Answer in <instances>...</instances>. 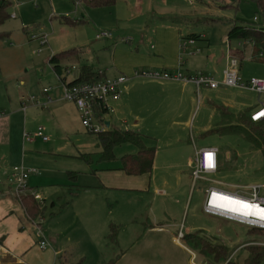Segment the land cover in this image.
I'll return each mask as SVG.
<instances>
[{"label":"rangeland","instance_id":"1","mask_svg":"<svg viewBox=\"0 0 264 264\" xmlns=\"http://www.w3.org/2000/svg\"><path fill=\"white\" fill-rule=\"evenodd\" d=\"M11 1L13 7L10 14L16 18L10 17L0 26V35L10 34L4 39L0 37V110H9L7 106L17 105L24 96L37 97L44 88H49V95L53 98L61 95L62 84L47 63L48 57L50 58L52 54L79 46L82 57L75 63L96 66L97 61L103 63L108 60V55L104 52L106 46L103 45L112 48L111 45L123 43L121 39L127 37L133 38L135 40L133 42H140L141 35H152L151 27L161 20L148 16V25L145 26L143 16L136 19L138 17L134 2L128 0L127 6L121 2L118 5L123 6V14L117 16L120 28L110 30L111 38L99 39L96 34L101 30H109L107 24L116 21L115 16L102 12L105 11L103 9L90 8L71 0ZM144 1L146 5L143 4V7L146 8L149 0ZM150 1L154 4L152 5L154 10L174 11L175 17L176 15L186 17L175 22L182 35L195 33L204 36V39L199 41V50L203 51L205 57L207 55L210 58L204 57L197 64L206 65L205 71L217 69L225 63V59L230 58L229 50L238 49L242 54L240 68L242 81L247 82L253 77L264 78V57L263 59L252 57V41L233 39L229 40V44L222 40L234 22L255 28L264 27V9L260 11L255 1L192 0L191 3L187 0ZM262 1L264 7V0ZM127 9L131 16L124 18ZM82 18L87 23L77 28L67 24ZM188 18L196 23L187 25L185 20ZM33 35H43L46 42L41 45L38 39H31ZM120 43L119 49L123 47ZM261 51L264 52V49ZM70 64H68L70 72L62 73V77L67 81L76 73L73 66L76 64ZM120 97L123 99L124 108L118 110L117 107L116 115L108 113L106 119L111 121L112 127L123 128L127 124L130 129L137 130L142 135L144 143L154 146L156 150L149 190L144 193L137 190L98 189V179L94 175L95 171L102 167L117 165L122 155L135 153L134 145H117L114 148L116 158L101 161L96 135L87 131L80 119L70 122L69 118L64 116L63 119L60 116L53 117L50 108L46 109L50 104L45 110L31 109L26 119L24 113L16 117L14 122L16 128L21 130L26 128L25 131L35 135L38 127H42L44 136L48 138L46 143L36 139L31 147L28 146L25 154L28 158L25 157L24 161L37 166L35 168L40 170V174L31 177V183L33 187L37 186L42 197L46 198L43 226L50 228L58 225L59 229L65 227L75 231V226L81 223L90 225L94 219L93 215L98 216L96 224H93L92 233L100 246L101 263L111 257L109 255L111 244L106 237V222L119 218L125 222L129 216L133 217L135 227L133 237H139L144 228L143 224L147 221L157 222L159 218L165 223L171 221L170 223L175 225L176 222V228L179 230L181 226L184 233L203 229L213 236L214 240L227 244L231 249L228 258H233L239 263L243 262L246 255V245L251 243L264 245V230H252V227L246 224L225 221L216 216L206 215L202 211L205 197V194L202 196L203 190L210 186L230 189L231 186H259V194L264 196V149L253 146L248 138L252 130L250 131L238 118L245 107H254L259 102L264 103V94L258 95L249 89L235 87L218 90L200 89L199 93L193 94L194 99L191 101L186 99L188 101L180 109H173L176 105L165 107L152 101L145 91L137 95L132 93L125 97V100ZM67 111L71 112V108ZM119 118L126 120L127 123H122ZM227 126L232 127L224 128ZM219 128L224 129L217 132L216 129ZM212 147L219 150L222 169L216 175L205 174L203 179H194L192 173L195 168L196 152ZM19 151V157L6 158L5 167L11 164L12 159L18 158L20 159L18 163H21L24 156L21 145ZM4 155L7 153L3 152L1 157ZM84 156H89V162L82 159ZM7 170L9 171V168ZM68 170L77 173L76 181L71 182L76 187L70 189V192H77V195L66 192ZM6 182L1 186L11 192V181ZM56 185L62 186L58 191H63V196H59ZM70 197L73 198L72 202H69ZM51 201L55 204L51 205ZM34 219L35 217H31V220ZM26 220L24 218L23 222L26 223ZM218 227H221L220 232L217 231ZM171 228L176 229L173 226ZM179 240L180 244L187 248L188 252H184L189 262L192 257L191 251L195 252L197 261L212 262L210 255L201 254L199 249L185 238L179 237ZM177 248L176 246L172 250L183 251ZM170 249L168 245L164 246L162 257H167ZM129 254L117 264H161L153 258L145 256L138 258L134 254ZM181 254L182 260L179 264H187L183 253ZM74 259L75 257H72L69 261L74 262ZM258 264H264V259Z\"/></svg>","mask_w":264,"mask_h":264},{"label":"crops","instance_id":"2","mask_svg":"<svg viewBox=\"0 0 264 264\" xmlns=\"http://www.w3.org/2000/svg\"><path fill=\"white\" fill-rule=\"evenodd\" d=\"M72 1V0H71ZM134 3V7L136 8V14L139 19L141 16H143V24L146 26L148 25V16H152L153 18L161 19L158 23H155L151 27V33L152 35H141L140 42H133V38L127 37L122 38L121 40L124 41L123 43H120L123 47L119 49L118 43H115L112 48H107V45L104 47V52L108 55V60L104 61L103 63H100L97 61L96 66H91L89 64H82L79 65V63H75L76 60H78L82 57V51L80 50L79 46H72L66 49L70 48H77L78 53L77 56L72 58L71 60H68L67 65L69 63L76 64L73 65L74 69L76 71L75 75L71 80L77 77L79 74L80 68L82 66H89L94 71H102L104 77H114L118 74H124L129 77L128 81L126 82L125 86L123 87L122 97L125 100V97L128 95L134 93L137 95L138 93H142V91H145L150 95V99L152 101H155L165 107H170V105H176L173 106V109H180L182 105L186 103L188 100H192L194 93H199L200 89L203 90H218L220 88H225L227 86H219L215 89H210L207 87H200L199 89L196 88V86L193 83H184L181 81H174V80H150V79H141L139 77H133V72L137 69H155V70H170V71H180L185 74H195L198 72H201L203 74H208L214 77H221L222 73L225 69V67L228 64V59H225V63L217 69L210 70L209 72L205 71L207 68L206 65H200L197 64V62L205 57V54L203 51H200V40L204 39V36L200 35V39L194 41L191 44L187 45V48L185 51H182L181 43L183 40V37L186 35H182L181 29L177 26L175 22H178L181 19H184L186 17L175 15L174 11H168L165 10H159L155 9L152 5V1L149 0L147 3V7H143V4L146 5V1L144 0H132ZM78 3L85 4L81 1H76ZM125 3L126 6L128 5V0H117L115 4L111 6L106 7H98V9H103L105 11H102L109 16H115L116 21L107 24V29L110 31L111 29H119L120 23L118 24L117 16H122V5H118L120 3ZM164 2V1H161ZM191 3V2H190ZM88 6L87 4H85ZM117 6V8H116ZM165 6V5H161ZM13 7V6H12ZM11 7V8H12ZM90 8H94L91 6H88ZM111 8V9H110ZM115 12V13H114ZM160 14V15H159ZM126 16H131L128 13L124 15V18ZM11 17L13 15L11 14ZM13 18H16L14 16ZM69 18V17H68ZM71 19V18H70ZM165 19V20H164ZM169 19V20H166ZM188 24L196 23L192 19H186L185 20ZM66 22V21H65ZM75 22V23H74ZM74 24L67 23L69 25L74 26L75 28L87 23L83 18L76 21L73 20ZM147 29H149L147 27ZM10 34H1L0 37L2 39L9 37ZM128 36V35H126ZM186 39V38H185ZM223 42L229 43V40L227 39L226 35L223 37ZM126 42V43H125ZM128 42V43H127ZM125 43V44H124ZM63 49V50H66ZM61 50V51H63ZM229 57H236L240 61L239 66V75H240V68H241V52L238 51V49H234V51L229 50ZM55 54V53H54ZM53 55V54H52ZM252 57L253 56V49H252ZM263 59L264 53L262 56H256ZM206 59H209L206 55ZM49 57L47 59V63L49 65V68L52 70V72L57 76L59 82L61 81V78L54 72L52 66L48 62ZM70 64V65H71ZM69 66V65H68ZM68 79V78H67ZM69 80V79H68ZM69 80V81H71ZM236 88V87H235ZM240 89V88H239ZM149 91L151 93H149ZM250 91V90H249ZM264 94V93H263ZM261 95V94H259ZM31 96H24L22 97L17 105L11 104L8 107L9 110H0V264H68L72 260V257H75L74 261H76L79 258H83L84 262L87 264H103L101 263L102 257H101V250L99 243L95 241L94 233H92V230L94 229L93 224H96V219L98 216L92 219V224L86 225V223H81L77 226H75V231H71V229L67 228H58V225H55L53 227H44V212L42 215L38 216L34 220H31V218L28 217L27 212L23 205L21 204L20 200L18 199L16 193H15V182L13 181V167L16 165H25L26 167H32L35 168L37 166L32 164L25 163V154L27 153L28 146L31 147L36 139L41 140L42 142L46 143V141L42 140L40 137L31 134V140H27L24 138V133L27 132L24 130H21L20 128L15 127V119L16 117H19L20 113H24L25 119L31 109L36 110H45V108H38L35 106L31 100L29 99ZM28 98L26 100L27 103V109L23 110L22 108V99ZM40 99H44L42 93L40 92L39 96ZM188 99V100H186ZM123 100V99H122ZM121 97L116 100V104L113 102V115L117 113V107L123 109L124 106L122 103ZM64 102V103H63ZM117 105V106H116ZM251 107V108H250ZM260 107H264V103L259 102L257 105L253 106H247L244 108L243 111L249 110L247 116L249 117L251 113L255 112ZM50 108V114L51 116H60L61 119H63V116L66 118H69L70 122H74L75 120L79 121V113L76 110V107L73 103H70L68 101H64L61 98V95L59 97H54L53 102L47 107L46 109ZM71 108V112L68 113L67 109L69 110ZM169 110V109H167ZM241 110L240 113L243 112ZM43 113V112H41ZM68 113V117L66 114ZM112 114V113H111ZM59 120V119H58ZM122 123L126 124V120L120 119ZM27 123V120H25ZM62 121V120H61ZM110 123V120H106ZM241 122V121H240ZM127 125V124H126ZM118 127L121 129H130L128 126ZM48 129V128H47ZM20 145L22 146V151L24 149V155L22 157L21 163H18V158L12 159L11 164L9 166L5 167V161L6 158L10 159L13 156H20ZM217 152V168L214 172L209 173L216 175L219 173V171L222 169L220 164V157H219V150L217 147H214ZM3 152L7 153V155H4V157H1ZM156 156V151H155ZM154 156V161H155ZM28 158V156L26 157ZM31 163V162H29ZM27 164V165H26ZM13 165V166H12ZM154 166V163H153ZM119 163L113 167H102L95 171L94 175L98 179V189H106V190H137L140 191V193H144L145 191L149 190V184H150V175L149 174H142V175H126L123 171L118 170ZM9 168V171L7 170ZM35 173H31L29 176L28 185L29 188L27 190L33 192H38L40 196L42 197L41 193L39 192L37 186L33 187V184L31 183V177L37 176L40 174V170L37 168ZM153 170V168H152ZM12 171V172H11ZM68 170L66 172L67 181L68 183L65 184V187H68V191L70 192V189L73 187H76L74 184H72L69 176H68ZM11 172V173H9ZM6 177H8L6 179ZM191 178V177H190ZM11 181L10 187L11 192L4 190L3 186L1 184H4L6 180ZM77 179V178H76ZM76 181V180H75ZM7 183V182H6ZM5 183V184H6ZM4 184V185H5ZM57 186V191L60 190ZM211 187V186H210ZM218 187V186H215ZM233 186H231L232 189ZM209 188V187H208ZM203 190V197L204 194H206V189ZM222 189H230L224 188V187H218ZM56 192V191H55ZM60 194L59 196H63V191H58ZM77 195V192L71 191L70 194ZM58 196V197H59ZM71 198V199H70ZM69 202L73 201V198L70 197ZM205 198V197H204ZM46 198L42 197V202L46 208ZM55 204L54 201H51V205ZM203 205V204H202ZM203 211V210H202ZM204 212V211H203ZM206 215H212L216 216L210 213L204 212ZM129 216V215H128ZM218 218H221L225 221H228L229 219L216 216ZM26 218V223L23 222V219ZM130 219V220H129ZM133 217L126 218L125 222L123 219H115V221L110 220L106 222V237L107 232L109 229L110 223H114L118 226V233L116 237V243L113 244L110 242V248H109V259L115 258V264L117 262L127 256L134 254V256H145L147 258H153L156 262H161V264H179L182 260V254L184 255V259H186V263L189 264L190 262L193 263L192 257L189 262V259L187 258V248L185 246H182L180 244V241L178 242L176 240V236L181 231L182 232V238H185L184 235L187 233H200L203 235H206L210 238H213L210 234H207L205 230L203 229H195L194 231H187L183 232V230H178L177 224L175 222L174 224H171L169 221L168 223H165V221H162V219L158 218V221H147L144 223V228L141 230V234L139 237H133L134 236V226L132 222ZM231 221V220H230ZM39 225L44 233V236L49 242V245L46 247H40L38 244V236L36 235V223ZM131 222V224H130ZM171 226L175 227L176 229H172ZM220 228H217V231L220 232ZM175 231V233H174ZM172 232V233H171ZM210 233V232H209ZM168 245L171 247L170 254L167 257H162L161 252H163V247ZM178 247L177 249H183L181 252L173 251L172 248L175 249V247ZM182 247V248H179ZM115 249V250H114ZM117 250V251H116ZM186 253H185V252ZM131 257V256H129ZM107 259V260H109ZM106 260V261H107ZM104 261V262H106ZM194 264V263H193Z\"/></svg>","mask_w":264,"mask_h":264},{"label":"built area","instance_id":"3","mask_svg":"<svg viewBox=\"0 0 264 264\" xmlns=\"http://www.w3.org/2000/svg\"><path fill=\"white\" fill-rule=\"evenodd\" d=\"M192 2V0H187ZM15 15H13L14 17ZM96 37L111 38L112 33L108 30H101L96 34ZM31 39H38L42 45L46 42L43 35L31 36ZM192 39H183L181 43L182 51H185L188 44L193 43ZM263 52H260V56ZM228 64L225 67L221 78H217L201 72L195 74H185L180 71L170 70H155V69H137L133 72V77L148 78L152 80H174L184 83H193L197 89L200 87H207L215 89L219 86L236 87L240 89H249L255 93H264V78L253 77L249 81H242L239 75L238 59L236 57H230ZM69 73V69L65 70ZM100 79L97 80H85L77 83H70L69 81H60L61 98L65 101L73 103L76 110L79 113V118L82 126L92 133H99L106 128L105 121L108 113H113V102L118 100L123 92V87L128 81L129 77L124 74H118L114 77H104L102 71H97ZM44 99H40L36 96H31L29 99L31 102L40 108H45L53 102V97L49 95V88L42 90ZM22 99L23 110L27 109L26 100ZM250 118L252 121L264 120V107H260L255 112L251 113ZM36 136L46 141L48 138L44 136L43 128L38 127ZM24 138L31 140V133L25 132ZM217 168V152L214 147L203 148L196 152L195 155V168L193 170L194 179H203L205 174L212 173ZM36 169L32 167H26L25 165H16L13 167V181L15 182V193L17 196L27 192L29 185V176L31 173H35ZM232 189H222L215 186H211L206 189L205 198L203 201V211L219 217H223L232 221L246 224L250 227H258L264 230V211L263 214H257L253 212H243L242 206H236L232 208L226 206L223 201L228 197L234 201L247 202L249 205H256L264 210V196L259 194V186H233ZM35 198L42 202V197L38 192H33ZM36 223V235L38 236V244L40 247H46L49 245L48 240L44 236L42 228ZM179 237H182L180 231L176 236V240L179 242ZM192 253V261L194 264H206V261H197L196 254Z\"/></svg>","mask_w":264,"mask_h":264},{"label":"trees","instance_id":"4","mask_svg":"<svg viewBox=\"0 0 264 264\" xmlns=\"http://www.w3.org/2000/svg\"><path fill=\"white\" fill-rule=\"evenodd\" d=\"M73 2L81 1L87 4L88 6L98 8L106 7L115 4L117 0H72ZM239 2L241 0H235ZM255 1L260 11L264 9L262 0H253ZM13 6L11 0H0V26L3 25L10 17V9ZM68 18V17H66ZM75 23V22H74ZM71 23V24H74ZM228 40H250L253 43V56H260V52L264 49V27H251L249 25L240 24L234 22L232 26L228 29L226 33ZM192 39L194 41L200 39V35L195 33H189L183 37V39ZM78 49L73 47L70 49L63 50L61 52L53 54L48 62L52 66L54 72L61 78V81H66L62 77V73L69 68L67 65L68 60H71L77 56ZM259 53V54H258ZM264 53V52H263ZM238 69L240 66V61L238 60ZM100 79L97 71H94L89 66H82L80 68L79 74L76 78L69 81L72 83H77L85 80H97ZM249 110L243 111L239 114V119L242 124H246L250 129L248 138L252 141L253 146L256 148L264 149V120L261 121H252L250 116L248 117ZM232 126H227L224 128H231ZM224 128L216 129L217 132H220ZM223 131V130H222ZM98 140V146L100 149V160L101 161H110L115 159L114 148L117 145L121 144H132L136 148L135 153H127L122 155L119 158V167L118 170L123 171L126 175H142L149 174L152 171L155 148L154 146H148L144 143L142 135L133 129H121L118 127H108L105 130L94 133ZM221 134V133H220ZM83 160L89 162V156L82 157ZM68 176L72 182L77 178V173L75 171H69ZM21 204L25 208L29 218H36L43 214L45 206L34 197L31 191L17 196ZM252 230L262 231L261 228L252 227ZM118 233V226L114 223H110L109 229L107 232V238L109 242L115 244L116 237ZM187 242L193 244L195 248L199 249V252L203 255H210L212 257L211 263L218 264L221 261V264H258L264 259V245L259 243H251L245 246L246 255L243 258V262L239 263L233 258H228L231 253L230 247L220 241L214 240L206 235L200 233H187L184 235ZM83 258H79L74 262L68 264H83ZM103 264H115V258H111L104 262Z\"/></svg>","mask_w":264,"mask_h":264},{"label":"bare ground","instance_id":"5","mask_svg":"<svg viewBox=\"0 0 264 264\" xmlns=\"http://www.w3.org/2000/svg\"><path fill=\"white\" fill-rule=\"evenodd\" d=\"M223 203L226 206L232 207V208H236V206H242L243 209H241L243 212H253V213H257L262 215L263 213L261 211H264L263 209L257 207L256 205H249L247 204V202H243V201H234L228 197L224 198Z\"/></svg>","mask_w":264,"mask_h":264},{"label":"water","instance_id":"6","mask_svg":"<svg viewBox=\"0 0 264 264\" xmlns=\"http://www.w3.org/2000/svg\"><path fill=\"white\" fill-rule=\"evenodd\" d=\"M106 123V126L109 127L110 126V123L108 121H105ZM206 264H212L211 262H207Z\"/></svg>","mask_w":264,"mask_h":264}]
</instances>
